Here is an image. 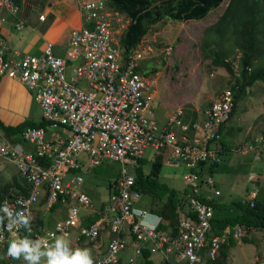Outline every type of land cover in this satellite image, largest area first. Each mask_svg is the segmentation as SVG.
Returning <instances> with one entry per match:
<instances>
[{"label":"built area","instance_id":"built-area-1","mask_svg":"<svg viewBox=\"0 0 264 264\" xmlns=\"http://www.w3.org/2000/svg\"><path fill=\"white\" fill-rule=\"evenodd\" d=\"M80 7L85 24L71 30L63 55L54 51L52 42H47L40 55L18 51L0 33V78L21 82L40 106L41 118L52 122L48 130L28 127L19 142L0 135V174L3 165L10 163L29 186L27 196L10 194L1 202L4 221L0 224V245L10 238L21 240L19 235L25 234L31 235V247L43 250L67 237L70 228L80 224V211L94 208L82 189L83 175L112 161L120 164L118 175L110 183L114 214L109 221L115 237L101 250L100 224L81 229L93 243V264H115L127 250L142 254L141 245H150L170 264H221L219 250L228 236L208 234L211 206L191 197L189 206L197 218L181 216L176 230L172 225L161 229L156 223L145 224V213L134 208L140 194L132 189L134 175L129 167L151 148L164 155L167 163L183 161L187 183L199 178L211 183L210 174L201 177L192 169L206 161H219L223 148L220 128L234 106L233 92L223 90L193 122H183V112L177 109L159 125L152 105L154 83L142 69V50L125 52L119 39L113 37L115 25L106 14L113 9L107 0H80ZM19 9L16 0H0V10L14 18L17 30L23 27L17 17ZM38 18L43 20L45 16L40 14ZM6 19L0 14V26ZM249 147L264 150V139ZM62 171L81 173L65 180ZM41 199H45L47 208L59 201L67 207L65 218L49 230L42 228L34 216L33 208ZM244 231L238 227L234 236L238 238ZM204 249H208L205 256ZM32 257L36 259L27 264L42 263L41 253ZM129 263H135L133 256Z\"/></svg>","mask_w":264,"mask_h":264},{"label":"trees","instance_id":"trees-1","mask_svg":"<svg viewBox=\"0 0 264 264\" xmlns=\"http://www.w3.org/2000/svg\"><path fill=\"white\" fill-rule=\"evenodd\" d=\"M17 1V0H16ZM224 0H107V4L114 11L125 15L129 19V23L119 39L121 47L127 52L131 48H139L142 38L147 33L151 25H156L162 20L173 21H189V20H202L205 19L208 13L219 7ZM259 14V15H258ZM92 24V23H91ZM205 33V35H203ZM214 33L215 37L211 38L210 35ZM202 34L201 48L204 57L210 60V70H216L220 67L225 68L228 73L227 87L233 92L234 103L244 94L248 86H253L257 81H264V0H229L226 8L221 13L219 18L208 26ZM237 48L241 51L240 57L237 59L238 70L235 74V69L229 60H226L230 55H233L234 49ZM150 72H156L151 69ZM147 74V72H145ZM29 91V90H28ZM30 92V91H29ZM31 94V92H30ZM233 108V111L235 110ZM174 113V112H173ZM172 113V114H173ZM197 117V111L184 112L183 122H188ZM157 119V118H156ZM49 120L40 118L38 121L24 120L17 125H7L0 119V129L5 132L12 142H19L21 134L28 127H41L48 130L51 127ZM224 125H221L220 142L225 150V136ZM246 140V138H245ZM150 153L154 155L151 162L150 170L148 173L143 171V164L145 162L144 156L139 159V163L135 168L136 182L132 185V189L140 194V198H147L149 206L152 207L153 213L161 215L168 225H172L174 230L177 229L179 219L181 216L187 219L197 218V214L190 208V199L194 197L203 201L207 206H211L213 210L212 217V234H222L226 227H233L235 225H243L247 228L261 229L264 232V198L255 197L252 199H240L234 202L233 205L237 209L228 214L221 213L220 204L225 203L222 199L221 190L216 185L214 172L219 167L222 161L223 152L220 153L219 161H206L203 162L198 168L192 169L197 174H210L212 179L211 183L202 181L200 183L191 185L189 183V191L184 190L179 194L173 187L167 183L159 180V175L162 170L164 162V155L153 151L148 148ZM49 165L48 162H45ZM100 166V165H99ZM98 166L94 167L92 172ZM116 175V174H115ZM5 174H0V206L2 200L6 199L8 195H24L29 194V186L27 185L24 176L17 172L14 174L10 181H6ZM84 180V178H83ZM199 186H202L201 189ZM84 187V181L82 188ZM206 188L208 192L202 193ZM84 190H86L84 188ZM213 190H218L219 194H214ZM224 190V189H223ZM249 194V192H248ZM209 196V197H208ZM208 197V198H207ZM248 197V195H247ZM227 204V203H226ZM59 205V202L56 204ZM54 205V206H56ZM101 214V213H100ZM100 214L88 216L89 218L82 221L83 225H89L100 218ZM4 221L3 214L0 208V224ZM167 225L161 224L158 228L165 229ZM115 234V232H111ZM125 233H121L124 237ZM208 234H210L208 232ZM19 236L24 237V234ZM228 242L222 246L220 256L226 257L229 248L234 245L236 239L227 232ZM243 242H250L246 237L241 238ZM207 243V242H206ZM208 244L205 245V248ZM208 252L204 249L203 256ZM127 254V263L129 258L132 257L130 250L122 252L119 255V263L123 259V255ZM257 254V253H255ZM252 254L254 260L252 263L247 258L238 256L235 262L237 264H263L259 254L255 256ZM23 258V261L31 260ZM260 257V259H259ZM140 259L138 264H157L155 260L150 257V251L143 249V255L138 257ZM41 264H44L42 258ZM167 260H163L165 263ZM222 264V260L219 259ZM20 260L13 257L5 245L1 248L0 264H19ZM235 263V264H236Z\"/></svg>","mask_w":264,"mask_h":264},{"label":"rangeland","instance_id":"rangeland-1","mask_svg":"<svg viewBox=\"0 0 264 264\" xmlns=\"http://www.w3.org/2000/svg\"><path fill=\"white\" fill-rule=\"evenodd\" d=\"M228 2L229 0H224L219 7L211 10L207 17L202 20H162L156 25H151L142 38L140 47L144 58L141 65L142 69L147 72L148 80L154 83L155 92H153L152 105L154 116L157 118L159 125H163L173 115L171 113L180 107L184 112L200 110L207 103L219 97L223 90L229 86V77L225 68L220 67L216 70H210V60L204 57L201 48L203 31L219 18ZM117 13V11L110 10L106 14H108L115 25V28H112L113 37L120 39L129 23V19L125 15ZM87 20L88 18H86ZM210 37H215V34L212 33ZM236 52L237 55L229 56L228 60L235 69V74H238L237 59L240 57L241 52L239 50ZM151 69H155L156 72H150ZM23 88L25 87L23 86ZM21 91L24 92L22 89ZM31 112L33 115L39 112L37 103H31ZM235 112L226 125L234 126L236 122L232 121L238 116V123L241 124L239 129L241 130L247 127L251 121V116L256 115L253 118V120H256L259 117L257 116L258 112L264 113V81H257L253 86H248L245 89L244 94L236 101ZM5 120H8V118ZM253 130L257 133L261 131L258 126L254 127ZM249 151H255V147L249 148ZM144 158L143 171L148 173L154 155L150 153L149 149H146ZM261 161H264V159H261ZM241 167L240 165L237 166L239 170L235 171L236 174L229 175V181L242 187L243 195L238 198L245 199L248 192L254 189L255 184L251 186L252 182L245 183L244 181L241 183L245 177H248L246 175L247 171L243 168L240 169ZM119 169V163L107 161L98 166L94 170L95 173L90 172L83 175L84 187L92 200L98 199L96 204H99L100 201H105L106 204L110 203L109 181L118 173ZM131 170L135 172V167H132ZM80 173L79 171H62L65 180ZM185 173L186 166L183 161L176 163L163 162L159 180L167 183L179 194H182L184 190L189 191L190 188L184 179ZM215 179H217V176ZM198 183L200 181L196 179L191 182V185ZM199 187L203 189L202 186ZM222 188L225 191L230 189L229 186H222ZM208 191L209 189L206 188L202 193ZM232 197L236 198V195L233 193ZM147 201L148 199L145 197L139 198L135 205L141 210L150 212L154 206H149ZM220 208L222 209L221 213H227L228 206L226 203H221ZM259 231L251 234L256 239L254 240L255 243L242 245V256L252 261V254L257 253L261 257V259L259 257L260 261H263L264 264V235L261 229ZM150 256L157 264H162L164 260V258L154 252H151ZM120 264H128L127 254L123 255V261Z\"/></svg>","mask_w":264,"mask_h":264},{"label":"crops","instance_id":"crops-1","mask_svg":"<svg viewBox=\"0 0 264 264\" xmlns=\"http://www.w3.org/2000/svg\"><path fill=\"white\" fill-rule=\"evenodd\" d=\"M17 4L20 7L17 17L23 22V27L20 30L15 29L13 25L14 18L11 17L6 10H0V14L7 18L0 26V33L6 38L11 48L21 52L40 55L47 42H52L54 44V51L59 55H63L64 47L67 45L71 30L78 29L85 24V16L80 7V0H17ZM40 14H44L45 16L43 20H39L38 16ZM23 86L24 85L17 80L6 77L0 78V118L7 125H17L24 120L38 121L41 118L40 106L39 112L34 115L32 114L31 103L35 101L32 95L29 94L28 89L25 86V88H23ZM21 89L24 90V92H22ZM153 92H155L154 87ZM4 104L6 105L5 107ZM257 116L259 117L256 120H253L256 115L251 116V121L244 130L239 129L241 124L238 123V116L232 121L236 122L234 126H230L229 124L223 128V133L226 138L225 150L223 152L222 161L214 172V175L215 177L217 176L215 181L217 187L221 190L222 199L228 206L226 214L230 213L232 209H237V206H232V204L236 201L238 202L240 200L238 197L243 195L242 187H240L239 184L235 185L233 182L229 181V175L236 174L235 171L239 170L237 169L239 165L242 166L240 169L243 168L247 171L246 175L248 176L245 177L241 183L244 181L245 183L252 182L251 186L255 184V187L250 191L255 190L256 197L264 198V161H261V159H264V154L247 151L243 147H240L241 150L235 149L237 144L240 145L248 142L253 136L264 133V113L258 112ZM6 118H8V120H5ZM256 126L261 129L259 133L253 130ZM0 135L12 141L1 129ZM3 173L6 175V181H10L13 175L17 174L15 168L10 163L3 165L2 174ZM222 186H229L230 189L223 191ZM84 188L85 187H83V190ZM84 191L87 192L86 190ZM233 193L236 195V198L232 197ZM87 195L89 196L88 192ZM252 197L253 195L251 192L248 197L246 196V199ZM97 201L98 199L95 201L92 200L94 209L91 211H82V216L85 219L95 214L99 216L103 209L101 219L106 218L110 220L112 213L103 208V206H106L105 201H100L99 204H96ZM61 206L62 208L54 206L50 211H46L45 205H39V208L36 210V215L42 219L44 228L53 227L54 223L65 215L67 211L66 206ZM104 227V233L106 235H104V243L106 244L108 238H110L112 234L109 232L106 224ZM226 229H228V227ZM257 231L259 230L254 229L249 234H246L250 242H243L242 239H236L234 245L229 248L228 255L223 258L220 256L222 264H235V260H237L238 256H242V245L255 243L254 240L256 239L254 236H251V234H255ZM262 234L264 235L263 232ZM137 258L134 264L139 263L140 259ZM256 259L257 257L254 258V260ZM254 260L251 262L253 263ZM122 261L123 259L120 263Z\"/></svg>","mask_w":264,"mask_h":264},{"label":"clouds","instance_id":"clouds-1","mask_svg":"<svg viewBox=\"0 0 264 264\" xmlns=\"http://www.w3.org/2000/svg\"><path fill=\"white\" fill-rule=\"evenodd\" d=\"M118 14H120L118 12ZM237 48L234 49V53L235 55H237ZM240 51V50H239ZM241 52V51H240ZM232 56V55H230ZM228 60V58L226 59ZM235 101V100H234ZM209 104V103H207ZM206 104V105H207ZM205 105V106H206ZM235 105V103H234ZM204 106V107H205ZM203 107V108H204ZM235 106H233L234 108ZM233 108H232V111L230 113V116L228 118V120L223 124L224 126H226L227 122L234 116V114L236 113L235 110L233 111ZM236 108V107H235ZM183 112V116H184V111L182 108H180ZM202 109V108H201ZM200 109V110H201ZM200 110H197V115H198V112H200ZM260 138H263L264 139V133L262 134H258V135H255L253 136L248 142H245L243 144H240V145H236L235 146V149L237 150H241L240 147H243L244 149L248 150L249 151V146L252 145V146H255L257 144V140H259ZM224 151V146L221 150V152ZM220 152V153H221ZM256 153H260V154H264V150H258L255 151ZM165 162V160H164ZM139 162H137L134 166L133 165H130L129 167V170L131 173H133L134 175V183L136 182V178H135V172H133L131 170L132 167H137V164ZM93 170V169H92ZM92 172V171H91ZM119 172V171H118ZM118 175V173L112 178L114 179L116 176ZM111 179V180H112ZM111 180L109 181V202H110V191H111V188H110V183H111ZM133 183V184H134ZM83 189V188H82ZM84 191V190H83ZM85 192V191H84ZM251 192H254V195L252 198L255 197L256 195V191L255 190H252L249 192L248 195L251 194ZM87 194V192H85ZM253 194V193H252ZM89 197V196H88ZM90 199V197H89ZM91 200V199H90ZM92 201V200H91ZM45 202V199H41L40 202L34 206L33 208V211H34V216L36 215V210L39 208V205L40 204H43L45 205V210L46 211H50L54 205H56L57 203H55L53 206H51L50 208H47L46 206V202ZM93 203V202H92ZM106 204V203H105ZM61 205H64L62 204L60 201H59V205H56L58 208H62ZM94 205V204H93ZM66 206V205H65ZM103 208L106 210V211H110L112 213V217H113V214L114 212L111 210V202L109 204H106V206H103ZM134 208L135 209H138V210H141L139 209L135 204H134ZM67 209V207H66ZM94 209V208H93ZM82 211H91V209L89 210H81L80 211V218H81V221H80V224H77L75 226H72L69 230V234L67 237H63L57 241H53V243L50 245V247L48 249H43L41 250V247H37L35 246L34 248L31 247L29 245L30 243V240L29 238H31V235H25L24 234V237L22 236H19L21 238V240H17L16 237L15 238H10L8 239L6 242H3L1 245H0V254H1V248L2 246L5 245L6 249H8V251L10 252V254L13 256V257H17L20 259V262L19 264H27V262H29V260L26 261H23L22 259L23 258H29L31 255H35L36 253H41L42 254V260L44 261H48L49 264H93L94 262V256H95V252L94 250L92 249V246H93V243L90 242L87 237L81 232V229L82 228H88L90 227L91 225L93 224H96V223H99L100 224V233H99V242H98V245L100 246V249L101 250H105L106 249V245L108 243V241L115 237V234L111 235L110 238H108L106 244L104 243L105 242V227L104 225L106 224L108 226V229H109V232L111 233L112 230L110 229V221L106 218H103L104 220L101 219V214H100V218L96 221H94L93 223H90L89 225H83L82 221L84 220V217L82 216L81 212ZM103 209L101 210V213H102ZM142 212H144V216H143V222L145 224H154L156 223V226H160L161 224H165L167 225L165 229L168 228V224L167 223H164L166 220L163 219V217L161 215H158L156 213H153V212H149V211H146V210H141ZM66 216V213L64 216H62L61 218H59L57 221H62ZM37 217V221L38 223L40 224V226L42 228H44L43 224H42V219L40 217ZM111 217V219H112ZM110 219V220H111ZM56 221V222H57ZM55 222V223H56ZM167 222V221H166ZM54 223V225H55ZM210 224H211V230H212V221L210 220ZM53 225V226H54ZM238 227H243L245 228V231H244V234H242L240 237H235L234 236V232L235 230L238 228ZM53 227L51 228H44L46 230H49V229H52ZM227 228V227H226ZM224 229V232L222 234H227V232H230L231 233V236L234 238V239H241L242 237H244L247 233L249 234L252 230L256 229V228H247V227H244L243 225H235L233 227H228V229ZM233 228V229H232ZM211 230L209 231L210 235H221V234H212L211 233ZM251 230V231H250ZM256 230H259V229H256ZM250 231V232H249ZM106 236V235H105ZM19 239V238H18ZM226 243V242H225ZM223 243L222 246L225 244ZM142 246V254H135L133 250H130L131 252V255L135 258V261H136V258L137 257H140L143 255V249H148L150 251V254L151 252H154L156 253V255H159L161 258H163L161 256V254H159V252H155L153 250H151V246L150 245H141ZM222 246L220 247V250H219V257H220V251L222 249ZM50 256V257H49ZM151 257V256H150ZM31 259H36L35 257H31ZM165 260V259H164ZM156 262V261H155ZM119 261L115 264H118ZM157 263V262H156ZM221 263V262H220ZM162 264H170L169 261H166L165 263H163L162 261Z\"/></svg>","mask_w":264,"mask_h":264}]
</instances>
